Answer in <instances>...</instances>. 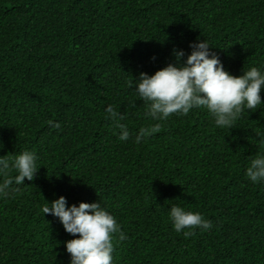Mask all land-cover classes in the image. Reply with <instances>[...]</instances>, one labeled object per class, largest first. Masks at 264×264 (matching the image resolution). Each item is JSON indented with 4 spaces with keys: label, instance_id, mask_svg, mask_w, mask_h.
Wrapping results in <instances>:
<instances>
[{
    "label": "trees",
    "instance_id": "16d2710c",
    "mask_svg": "<svg viewBox=\"0 0 264 264\" xmlns=\"http://www.w3.org/2000/svg\"><path fill=\"white\" fill-rule=\"evenodd\" d=\"M203 40L233 76L264 70V0H0V157L33 151L40 167L0 198V264H70L78 237L42 212L61 196L116 217L127 239L114 237L113 264H264V183L245 175L264 153V105L231 130L204 109L173 114L134 142L156 122L132 79ZM173 205L213 228L176 233Z\"/></svg>",
    "mask_w": 264,
    "mask_h": 264
},
{
    "label": "clouds",
    "instance_id": "9594fccd",
    "mask_svg": "<svg viewBox=\"0 0 264 264\" xmlns=\"http://www.w3.org/2000/svg\"><path fill=\"white\" fill-rule=\"evenodd\" d=\"M191 53L185 57L182 50L172 53L174 63L149 76L140 73L132 82L136 95L148 106L146 117L156 122L152 126L141 127L134 138L139 144L158 133L161 123L173 114L188 115L192 109H204L213 118L215 127L233 129L246 111L264 105L261 92L264 91V70L251 67L241 76H233L225 71L213 48L203 40L189 45ZM129 107H135L131 104ZM106 113L117 120L124 119L112 106ZM50 127L59 128L58 123L48 122ZM119 140L126 142L131 133L128 126L118 123ZM264 145V135L259 140ZM35 152L25 150L19 154L0 157V198H9L25 180L32 182L39 171ZM15 172L13 176L11 173ZM246 177L252 184L264 183V153L257 155L246 168ZM43 214L57 218L64 231L78 237L64 243L70 264H113L114 237L126 240L121 225L101 203H79L68 206L61 196L46 202ZM169 218L176 233L187 238L194 230L207 231L213 228L211 221L199 212L186 211L179 205L169 209Z\"/></svg>",
    "mask_w": 264,
    "mask_h": 264
}]
</instances>
